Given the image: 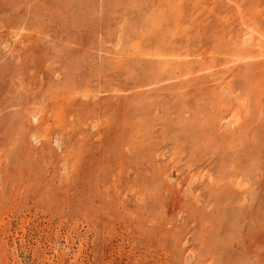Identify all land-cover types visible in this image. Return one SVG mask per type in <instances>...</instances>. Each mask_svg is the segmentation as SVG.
<instances>
[{"label": "rangeland", "instance_id": "obj_1", "mask_svg": "<svg viewBox=\"0 0 264 264\" xmlns=\"http://www.w3.org/2000/svg\"><path fill=\"white\" fill-rule=\"evenodd\" d=\"M262 77L264 0H0V264H264Z\"/></svg>", "mask_w": 264, "mask_h": 264}, {"label": "bare ground", "instance_id": "obj_2", "mask_svg": "<svg viewBox=\"0 0 264 264\" xmlns=\"http://www.w3.org/2000/svg\"><path fill=\"white\" fill-rule=\"evenodd\" d=\"M253 91V93L255 94V93H257V92H260V91H264V77H262V78H258L257 80H256V85H255V88L252 90ZM254 96V95H253ZM250 100H252V101H254V100H256L257 98H249ZM232 184V183H231ZM216 187H217V190H218V192L219 193H224V192H226L227 193V191H225V188L223 187V186H220V185H216ZM209 193V192H208ZM210 194H217V193H214V190H213V188H212V192L211 193H209L207 196H209ZM211 196V195H210ZM226 196H227V194H225V195H216V198H215V200L214 201H216V203H219V202H221L223 199H225L226 198ZM209 198H211V197H209ZM209 198H206V199H203V202H204V205L205 204H209L210 203V199ZM256 209V208H255ZM253 210V209H252ZM255 211V210H254ZM217 212V211H216ZM252 212V211H251ZM252 216V215H251ZM250 216V217H251ZM208 218L206 219V221H209L208 219L210 218V214H208V216H207ZM200 219V218H199ZM203 220V219H202ZM250 221V220H249ZM207 226V225H206ZM207 228V227H206ZM206 228H204L205 230H207ZM210 229V228H209ZM244 230V229H243ZM211 231V230H210ZM238 241V240H237ZM241 243V242H240ZM236 244V243H235ZM238 246V245H237ZM217 252V251H216ZM248 254H249V252H247ZM203 256V255H202ZM246 257V256H245ZM210 261V260H209ZM212 262V261H211Z\"/></svg>", "mask_w": 264, "mask_h": 264}]
</instances>
